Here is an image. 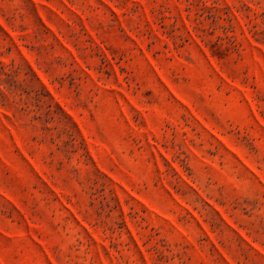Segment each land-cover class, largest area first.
Wrapping results in <instances>:
<instances>
[{
    "label": "rangeland",
    "instance_id": "rangeland-1",
    "mask_svg": "<svg viewBox=\"0 0 264 264\" xmlns=\"http://www.w3.org/2000/svg\"><path fill=\"white\" fill-rule=\"evenodd\" d=\"M0 264H264V0H0Z\"/></svg>",
    "mask_w": 264,
    "mask_h": 264
}]
</instances>
